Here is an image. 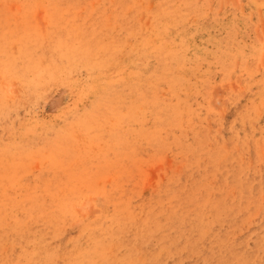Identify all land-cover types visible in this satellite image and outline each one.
Listing matches in <instances>:
<instances>
[{
	"label": "rangeland",
	"instance_id": "374dc122",
	"mask_svg": "<svg viewBox=\"0 0 264 264\" xmlns=\"http://www.w3.org/2000/svg\"><path fill=\"white\" fill-rule=\"evenodd\" d=\"M0 264H264V0H0Z\"/></svg>",
	"mask_w": 264,
	"mask_h": 264
}]
</instances>
